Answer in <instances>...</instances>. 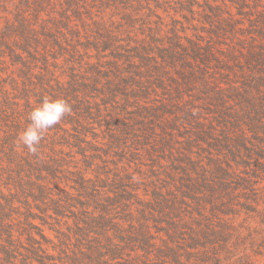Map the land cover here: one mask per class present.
Listing matches in <instances>:
<instances>
[{"label":"rangeland","instance_id":"rangeland-1","mask_svg":"<svg viewBox=\"0 0 264 264\" xmlns=\"http://www.w3.org/2000/svg\"><path fill=\"white\" fill-rule=\"evenodd\" d=\"M260 32L264 0H0V264H66L106 242L105 220L157 247L196 211L262 223L261 151L233 127L264 122ZM45 96L72 113L33 156L17 137Z\"/></svg>","mask_w":264,"mask_h":264},{"label":"trees","instance_id":"trees-1","mask_svg":"<svg viewBox=\"0 0 264 264\" xmlns=\"http://www.w3.org/2000/svg\"><path fill=\"white\" fill-rule=\"evenodd\" d=\"M260 34L264 39V33L260 32ZM247 64L251 71L255 64L264 65V50L252 51L247 58ZM243 88L248 96L256 89L251 82L245 83ZM239 97L241 100V96ZM242 99V107L251 104L245 96ZM261 117L248 113L244 117L246 122L237 119V124H233V127L240 128L243 124L254 130L255 140L261 152H256L259 162L255 165L256 171L252 177L253 180H260L264 184V122L259 121ZM259 135L261 137H258ZM253 184L255 183L251 181L244 182L242 186L249 190ZM43 196H38L40 198L34 196V200L40 201ZM260 200L264 201V198ZM255 202L260 203L258 200ZM58 209L60 208H52L55 213L61 214ZM196 213L199 218L196 215L194 219L191 218L194 221L193 225L178 226L175 223H168L170 228L166 232V239L162 240L161 247L153 243L152 237L144 227L137 232V235L132 233L134 237H131L128 236L129 234H124L123 228L120 229L109 220L98 222L99 231L102 232H99V238L105 237L106 242L99 243L87 252L82 251L79 257L84 260L83 262L90 264L114 261H120L121 264H152V260L162 264H264V220L260 224L253 222L236 224L232 221L204 222L202 221V218H205L204 214L201 211ZM82 221L88 226L85 220ZM5 229L7 227L0 223V231L6 232ZM3 252L7 257L12 258L7 251ZM40 252L39 249L29 251L30 258L39 264H47L52 260L41 256ZM74 257L69 258L66 264H79L77 254H74Z\"/></svg>","mask_w":264,"mask_h":264},{"label":"clouds","instance_id":"clouds-1","mask_svg":"<svg viewBox=\"0 0 264 264\" xmlns=\"http://www.w3.org/2000/svg\"><path fill=\"white\" fill-rule=\"evenodd\" d=\"M71 113L72 107L65 99L45 96L42 103L29 113L30 123L17 137L18 145L26 148L31 155L38 156L41 141L49 130L59 125Z\"/></svg>","mask_w":264,"mask_h":264}]
</instances>
